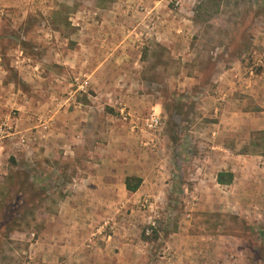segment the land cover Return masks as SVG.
I'll return each mask as SVG.
<instances>
[{
  "label": "rangeland",
  "instance_id": "374dc122",
  "mask_svg": "<svg viewBox=\"0 0 264 264\" xmlns=\"http://www.w3.org/2000/svg\"><path fill=\"white\" fill-rule=\"evenodd\" d=\"M161 1V20L145 0H30L0 22V264H34L39 240L45 264H264V134L248 126L264 109V0ZM78 167L141 177L143 195L96 235L70 222L62 253L50 224Z\"/></svg>",
  "mask_w": 264,
  "mask_h": 264
},
{
  "label": "crops",
  "instance_id": "0c3cea01",
  "mask_svg": "<svg viewBox=\"0 0 264 264\" xmlns=\"http://www.w3.org/2000/svg\"><path fill=\"white\" fill-rule=\"evenodd\" d=\"M133 2V0H126ZM23 0H0V22L2 20H15L17 17H19L21 14H25L26 10L23 6ZM147 3H151L150 6V16L153 17V19L161 20V6L162 1L161 0H145ZM127 15V12H125ZM20 18V17H19ZM131 31V30H128ZM3 54L0 52V75L5 77L6 71L4 70V61H3ZM17 63L19 61H16ZM262 78H264V74L262 75ZM257 81V80H256ZM255 81V83H257ZM9 82H4L3 80H0V114L3 113L4 107L7 103L9 93H8V86ZM257 85V84H254ZM258 86V85H257ZM254 88V91L256 93L261 88ZM262 89L264 90V82L262 85ZM253 90V89H252ZM235 114L239 116H246L247 112H244L242 110H239L235 112ZM254 120L253 122H249L250 130L254 131H260L264 130V109H259L258 111H255ZM248 123V122H246ZM231 129V128H229ZM3 143V142H2ZM8 143H3V145H0V153L1 150L4 149V147L7 146ZM55 146V143L53 144ZM67 152H71L69 144L64 145ZM33 148V146H32ZM34 149V148H33ZM33 151V150H32ZM63 161L65 160L66 163L71 161V157L64 156ZM97 160V158H95ZM96 160L94 162L96 163ZM82 161V160H80ZM5 160L3 157H0V176L5 175ZM83 162H85L83 160ZM89 164L92 162H88ZM78 171L76 172H69L64 171V175L66 178H68V182L66 183V186L64 188V191L66 193L65 197L60 201V209L58 211V214L53 217L52 224L50 226L53 227L54 225H58L59 228H61L62 234L59 235L58 227L54 226V230L49 235V241L50 243H54V245H57L59 249H61L62 253L65 252L66 246L65 245L69 240L71 241L72 237L71 235L67 234V230L69 227L70 222H76L78 226L80 227H90L94 229L93 234L101 233L102 228L105 224L115 225V219L113 220V214H111V210L118 209L120 207L129 206L131 203L139 201L141 196L143 195V192L141 191L142 185L135 191H128L125 186V179L126 176H124L122 179L116 178L113 179V176H105L102 173H100L97 170H83L80 167L77 168ZM232 172V171H231ZM233 173V172H232ZM217 176V175H216ZM216 180V177H215ZM217 182V181H216ZM143 183V182H142ZM220 185L219 183H217ZM115 186L117 188H115ZM226 186H229L226 185ZM101 196L104 198V201H101L99 204L96 199L98 196ZM117 195H125L127 196L128 200H123L122 197H118ZM94 198V200H93ZM127 201V202H126ZM111 209V210H110ZM82 212H86L84 215ZM74 214H82L83 217L78 216L76 220H71L70 218L75 217ZM109 214V216H108ZM115 215V214H114ZM51 223V222H50ZM62 224V225H61ZM67 225V226H66ZM114 227V226H113ZM120 235H108L106 237H101L105 241L104 247H97L98 250H101L102 254L100 259L104 261H108V258L106 255L107 248L115 246L118 243H121L122 240H120ZM98 239L95 238L94 241L91 243L96 244V241ZM43 240H39L35 242L36 248H35V254H34V264H45L46 259L50 257V254L48 253V249H46L45 244L42 242ZM61 247V248H60ZM53 260L55 261V264H60L58 262L61 260L63 262L64 257H61L60 255H53ZM110 258L113 259V256L110 255ZM112 264V263H111Z\"/></svg>",
  "mask_w": 264,
  "mask_h": 264
},
{
  "label": "trees",
  "instance_id": "16d2710c",
  "mask_svg": "<svg viewBox=\"0 0 264 264\" xmlns=\"http://www.w3.org/2000/svg\"><path fill=\"white\" fill-rule=\"evenodd\" d=\"M264 134V130L257 131ZM234 175L231 171H220L217 173L216 181L221 185L231 184ZM142 178L137 176H127L125 179V186L128 191L135 192L141 185Z\"/></svg>",
  "mask_w": 264,
  "mask_h": 264
},
{
  "label": "built area",
  "instance_id": "2783aa9c",
  "mask_svg": "<svg viewBox=\"0 0 264 264\" xmlns=\"http://www.w3.org/2000/svg\"><path fill=\"white\" fill-rule=\"evenodd\" d=\"M23 1H30V0H23ZM125 109L122 108L120 109V115L126 119V113L124 112ZM160 126V117L157 114H151L150 116H148L147 118H145L143 124H142V128H144L145 130L148 131H154L156 130L158 127ZM9 128L8 124L6 121L1 122L0 124V134L3 132H6V130ZM136 128V126H132V129ZM19 141L18 143H25L24 141V137L23 136H19Z\"/></svg>",
  "mask_w": 264,
  "mask_h": 264
}]
</instances>
